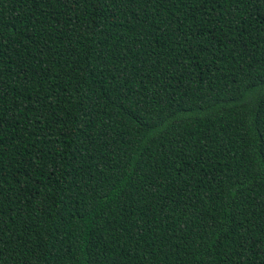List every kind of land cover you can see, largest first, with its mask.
I'll return each mask as SVG.
<instances>
[{
    "label": "trees",
    "instance_id": "trees-1",
    "mask_svg": "<svg viewBox=\"0 0 264 264\" xmlns=\"http://www.w3.org/2000/svg\"><path fill=\"white\" fill-rule=\"evenodd\" d=\"M0 264H264V0H0Z\"/></svg>",
    "mask_w": 264,
    "mask_h": 264
}]
</instances>
